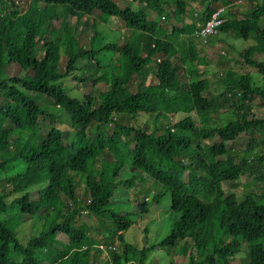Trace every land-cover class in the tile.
<instances>
[{
  "label": "trees",
  "instance_id": "16d2710c",
  "mask_svg": "<svg viewBox=\"0 0 264 264\" xmlns=\"http://www.w3.org/2000/svg\"><path fill=\"white\" fill-rule=\"evenodd\" d=\"M132 2L119 8L113 0H0V213L6 212L4 198L19 193L8 203L15 212L0 217V264H42L35 254L56 233L73 246L48 264H153L145 260L154 247L176 245L184 264H264L263 198L250 191L235 194L247 160L235 161L226 146L248 130L264 135V113L250 110L251 98L264 97V0H244L249 7L240 18L226 17L228 0H204L194 17L199 24L193 21L183 31L168 27L162 11L171 7L160 0ZM217 3L225 6L223 20L207 39L256 38V44L243 43L234 60L252 68L260 85L247 73L238 74L235 88L213 89L204 78L203 58L193 46L199 34L192 32ZM173 4L183 11L182 0ZM56 15L61 20L51 27ZM84 15L117 19L120 38L100 44L96 32L86 36L85 24H79ZM67 17L74 19L72 26ZM182 35L191 38L179 55ZM63 47L74 51L62 71H50ZM63 78L74 82L79 97L66 92ZM98 84L103 90L96 97L90 88ZM36 95L64 114L65 127L51 126L44 136L29 131L43 114ZM140 113L145 124L138 123ZM212 114L215 120L222 115L220 125L209 121ZM14 163L20 171L1 177ZM135 172L156 182L159 192L147 203L145 196L135 198L132 213L154 222L149 207L159 206L167 194L183 237L171 236L174 227L147 246L124 241L130 213L109 205L126 200ZM223 186L232 191L225 194ZM80 209L108 218L113 228L90 233L77 220ZM33 216L40 229L23 241L19 226ZM242 253L246 260L232 261Z\"/></svg>",
  "mask_w": 264,
  "mask_h": 264
},
{
  "label": "rangeland",
  "instance_id": "374dc122",
  "mask_svg": "<svg viewBox=\"0 0 264 264\" xmlns=\"http://www.w3.org/2000/svg\"><path fill=\"white\" fill-rule=\"evenodd\" d=\"M116 2L119 8L124 7L126 4H133L132 0H113ZM184 2L183 11L179 12L174 8L173 0H160V4L166 8V5L171 7V12H167L163 9L162 17L165 20L166 24L176 28H180L181 31L184 30L185 26L191 22L199 24L197 17L201 12V6L204 0H182ZM132 5V6H133ZM217 8H225L223 4L217 3ZM229 14H226V17H235L240 18L246 15L248 10V5L244 4V0H228ZM11 15H14L16 12L11 9ZM66 11L65 8H63ZM103 18V17H102ZM153 19H156L155 16H152ZM60 16L56 15L51 18V27H56L60 22ZM69 24L72 26L74 19L67 17ZM80 27H84L85 24V34L86 36L92 35L93 32L97 33L96 39L101 43H108L110 41H116L120 38L122 31V24L114 18L104 17L103 19L97 18L96 16H86L84 15L79 20ZM193 34V32H192ZM232 36V35H231ZM48 36H46L47 38ZM190 36H180L178 38L179 42V55L185 54L186 52V43L190 40ZM256 44V38H247L245 42L239 38L227 37L222 41L206 38L204 41L200 39L194 40V49L196 52L197 58H203L205 64L206 73L203 75L206 81L208 82L209 87L213 89L221 87H236V81L239 73L251 74V80L254 84H261L259 76L254 73V70L249 66L244 65L243 62L238 63L235 61V56L237 55L236 51L241 49L244 45ZM73 48L63 47L59 49V59L55 66L50 67V71L57 70L62 71L64 66L65 59L73 53ZM256 58L259 56L255 54ZM83 60H80L76 63V66H82ZM190 69L195 67L193 63L188 64ZM149 67L153 70L154 63H151ZM203 67L198 66L196 70H201ZM209 71V72H207ZM68 77V76H67ZM63 88L69 95H79L76 92L74 82L68 78H63L60 80ZM103 87L98 84V86H91L90 92L92 95L97 97L99 92H102ZM37 103L41 106L43 114L38 116L35 123L32 124L29 129L30 132L38 133V135L44 136L45 133L51 126H61L65 127L67 119H65L64 114L59 111L55 106L51 105L46 98L41 95L34 96ZM250 110L254 114L264 113V97L258 98L253 97L250 100ZM228 117V116H227ZM226 117V118H227ZM217 120H215V115L209 117V121H216L217 125H220L222 115H216ZM220 118V120H219ZM138 123L145 124L147 121L146 116L141 113L137 116ZM149 125V123H147ZM226 146L231 151L233 159L236 161L240 158H245L247 160L246 172L245 174L239 176L234 187V192L237 196H240L241 191H250L256 198L262 196L264 202V179H261V176L264 177V135L261 136L260 133L254 131H247L235 138L232 141L227 142ZM20 171L18 164H8L2 171V176H7L14 174L15 172ZM135 175L134 185L130 188V191L127 193V198L123 200H118L112 202L109 207H117L118 209L128 210L130 213L131 223L123 232V239L126 242H132L137 248L141 246H147L149 244L157 243L161 238L168 233L169 230H173L175 227L173 220H176V213H171L168 210V196L163 194L160 197L159 206L153 208L149 207V213H153V221L149 222L150 216H140L134 215L131 209H135V198H142L145 203L149 202V198L153 193L159 192V185L156 182H153L145 174L141 172L133 173ZM185 181V180H184ZM225 194L232 191L228 187L223 186ZM80 205L84 204L86 200L82 195L81 191L79 192ZM19 193H10L7 197L4 198V203L6 206V212L0 213V217H5L6 215H11L15 212L16 208L9 205V201L18 196ZM60 199L66 204L68 201L65 197H62L60 194ZM138 196V197H137ZM128 201V202H127ZM82 207V206H81ZM81 210V209H80ZM80 217L78 216L77 220L86 227L90 233H93V230H98L100 233L110 231L113 228L112 222L104 216H92L87 212L81 210ZM147 225L145 228L144 226ZM40 219L37 216H33L25 220L18 229V236L21 237V240L25 241L29 236L34 235L40 229ZM176 230L173 235L178 237L184 233V229L175 227ZM120 232V231H119ZM101 238V236L99 235ZM73 245L67 240V238L60 234L56 233L48 238V242L41 252H36L35 260L41 262L42 264H48L53 262L60 256L66 254ZM117 245H115L116 249ZM242 258H234L232 261L236 262L238 260H246L244 253L240 254ZM152 260L153 264H165L168 261H172L174 264H184V257L182 256L181 249L176 245L175 247H165L161 250L156 247L153 248L152 252H148L146 255L145 263L148 260ZM156 260V261H155ZM148 264V263H147Z\"/></svg>",
  "mask_w": 264,
  "mask_h": 264
},
{
  "label": "built area",
  "instance_id": "2783aa9c",
  "mask_svg": "<svg viewBox=\"0 0 264 264\" xmlns=\"http://www.w3.org/2000/svg\"><path fill=\"white\" fill-rule=\"evenodd\" d=\"M221 13L222 11L211 12L209 17L201 25H199V27L195 29L193 33L199 34L200 40L204 41L208 35L214 32L215 27L222 22L223 17H221Z\"/></svg>",
  "mask_w": 264,
  "mask_h": 264
},
{
  "label": "bare ground",
  "instance_id": "6f19581e",
  "mask_svg": "<svg viewBox=\"0 0 264 264\" xmlns=\"http://www.w3.org/2000/svg\"><path fill=\"white\" fill-rule=\"evenodd\" d=\"M223 9L224 8H216L214 11H223ZM195 34L193 33V36H194ZM198 35V34H197ZM199 39H200V37H198Z\"/></svg>",
  "mask_w": 264,
  "mask_h": 264
}]
</instances>
